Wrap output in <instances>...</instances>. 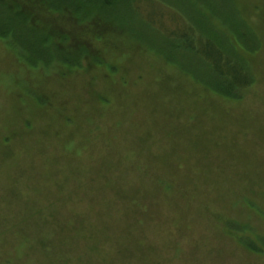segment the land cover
Returning <instances> with one entry per match:
<instances>
[{
	"label": "rangeland",
	"instance_id": "obj_1",
	"mask_svg": "<svg viewBox=\"0 0 264 264\" xmlns=\"http://www.w3.org/2000/svg\"><path fill=\"white\" fill-rule=\"evenodd\" d=\"M155 10L154 19L109 18L96 38L81 33L104 61L90 72L31 67L0 38V264H264V253L223 239L209 218L223 212L264 235V0H157ZM34 14L50 31L76 25ZM201 18L234 46L230 31L242 21L257 35L255 52L236 47L255 76L242 101L210 97L145 48L142 39L168 49L174 30ZM177 51L188 62L198 57ZM117 157L176 180L177 203L162 210L158 195L159 211L143 204L128 214L119 171L124 178L133 161L120 170ZM179 188L188 201L178 202ZM245 195L258 199L260 214L239 205ZM206 205L210 212L183 225L180 213L193 219Z\"/></svg>",
	"mask_w": 264,
	"mask_h": 264
},
{
	"label": "trees",
	"instance_id": "obj_2",
	"mask_svg": "<svg viewBox=\"0 0 264 264\" xmlns=\"http://www.w3.org/2000/svg\"><path fill=\"white\" fill-rule=\"evenodd\" d=\"M22 2V5L18 3L15 6H5L4 1H0V38L8 39L10 44H13L21 54H24L23 61L31 67L42 65L46 68L57 64L65 66L70 72L79 70L90 72L88 69L104 64L100 56V49L87 42L89 40L82 35L83 33L91 32L96 38L107 30L103 25L110 23L109 18L130 21L133 18L132 12H137L141 17L148 12L150 19H154L155 14L157 15L155 10L157 0H22ZM37 9L41 10V15L57 13L62 18L73 21L72 24L76 25H71L67 30L57 26L53 31H50L48 26L36 23L34 11ZM87 15L92 16L89 21H87ZM83 23L85 26L82 25ZM120 23L122 24V22ZM194 23H196L195 28L177 32L174 30L169 36L174 37L175 42L173 46L169 44L168 49L157 47L153 42L142 39L146 42L147 47L145 48L154 51L168 63L179 65L184 74L192 77L191 82L203 87L210 97L218 96L225 101H242L247 90L255 83V76L251 64L236 47L242 45L247 51L255 52L260 46L257 35L253 30H250V27L247 30L246 23L242 21L240 25L238 24L230 31L236 37L237 44L234 46L224 38L221 39L211 28H209L211 30H206L203 27V24L207 25L205 18L198 19ZM77 25L83 26V28L77 27ZM128 30L131 33L133 29L128 28ZM139 33L136 32V37L142 38L143 35ZM149 45L151 47H148ZM176 51L186 55L190 51L198 57H193L194 61L188 62V58L182 56L177 58ZM83 59L88 60L84 61ZM196 59L200 60L199 66L195 65ZM203 65L206 67L203 68ZM96 138L103 139L101 134L96 135ZM116 160H118L117 168L120 170L123 168L120 165L125 163V160L133 161L129 171L124 173V178L122 177L123 171H119L126 186L124 205L130 203L127 205L128 207L126 206V209L130 208L128 214L133 213L135 207L138 209L143 204L144 207H152L159 211L154 201L155 197L159 198L158 195L161 196L162 210H164L163 207L167 208L168 205L177 203L176 196L171 195L174 188L169 187L176 180L169 176H158L140 168L139 159L117 157L115 162ZM130 174H137V178L134 181H129ZM178 191L180 192L178 202L180 200L188 201L184 194L185 191L181 188ZM257 200L256 197L251 198L249 195H245L244 198L240 197L238 203L243 209L256 210L255 213L260 214L256 209V204H259ZM179 208L184 210V207ZM202 210L203 212L197 211L193 219H187L180 213L183 225L204 217L208 211L210 212L207 205L202 207ZM153 213L157 212L153 211ZM210 214L212 216L209 218L216 221L214 223L221 231L217 234H223V239L229 238L257 255L264 253V247L257 244L260 240L264 243V235L258 234L256 230L251 233L247 223L243 224L236 219L227 217L223 212H210ZM28 222L30 221L28 220ZM128 227L132 231L133 223L131 222ZM222 248L225 247L222 245Z\"/></svg>",
	"mask_w": 264,
	"mask_h": 264
}]
</instances>
